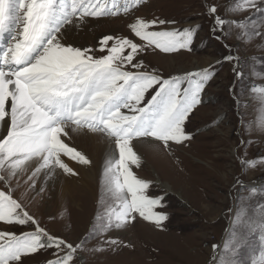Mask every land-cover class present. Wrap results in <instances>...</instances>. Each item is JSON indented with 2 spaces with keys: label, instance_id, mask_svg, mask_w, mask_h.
<instances>
[{
  "label": "snow or ice",
  "instance_id": "6c2138e0",
  "mask_svg": "<svg viewBox=\"0 0 264 264\" xmlns=\"http://www.w3.org/2000/svg\"><path fill=\"white\" fill-rule=\"evenodd\" d=\"M146 0H0V223L27 226L31 231L17 234L0 230V264H25L42 250L53 249V259L45 264H73L76 254L85 249L91 237L73 243L50 234L27 210L25 200L43 198L49 181L60 172L78 176L62 157L90 166L91 159L62 137L70 132L107 137L114 144V155L103 162L101 189L111 200L103 215L97 214L90 229L98 243L108 248L130 246L110 237L112 231L134 226L137 219L162 228L168 220L164 195L149 194L151 182L139 178L132 166L141 157L134 141L154 140L166 149L193 139L187 122L203 103L202 94L213 78L215 66L235 62L237 81L244 72L232 46L224 43L228 54L214 65L165 77L149 69L141 58L149 49L164 53L192 51L201 26L162 27L176 21L155 17H136L127 26L133 38L105 34L96 47L75 44L72 31L86 17L127 15ZM228 15L241 12L264 14V0H237L225 10ZM211 20L210 37L224 42L239 30L238 39L264 40V20L251 16L234 20L221 14L215 3H207ZM227 33V35H226ZM7 38V39H6ZM111 42V43H110ZM264 80V73H257ZM234 98L235 89H230ZM251 99L264 106V84L250 87ZM246 131H264V120ZM250 144L252 141H242ZM241 166L255 167L246 158ZM264 164V159L259 161ZM238 188L245 187L239 180ZM23 187L24 198L15 197ZM235 210L234 227L226 241L212 244V264H243L240 250L249 237L259 233L264 245V202L253 207L251 201H264V186L246 188ZM34 194V195H30ZM102 197L101 203H104ZM251 210V215H250ZM247 218V219H245ZM102 251L103 248H97ZM251 264H264V251Z\"/></svg>",
  "mask_w": 264,
  "mask_h": 264
},
{
  "label": "rangeland",
  "instance_id": "374dc122",
  "mask_svg": "<svg viewBox=\"0 0 264 264\" xmlns=\"http://www.w3.org/2000/svg\"><path fill=\"white\" fill-rule=\"evenodd\" d=\"M120 2L123 3V0ZM235 2L237 0H146L127 16L121 12L116 16L86 17L79 27L73 29L72 41L78 40L80 45L96 47L98 38L105 34L133 38L140 43L127 27L136 17L176 21L175 25L162 26L168 28L199 25L201 27L191 46L192 51L164 53L149 49L141 57L145 65L165 77L182 75L186 71L214 65L228 54L224 46L227 43L232 46V55L240 58L239 69L244 72L243 78L237 81L233 71L234 61H222L215 66L213 78L203 90V103L187 122L192 140L182 145L171 144L170 150L151 139L134 141L141 164L139 167L132 166V170L137 177L151 182L150 195H164L165 207L162 210L168 214V220L162 228H157L138 218L134 226L108 234L130 246L108 248L98 243L99 238L91 234L90 229L97 214L103 215L107 204L112 203L101 189L103 164L100 159L98 161L88 137H82L86 142L82 145L71 138L62 137L70 147L87 155L92 164L84 166L62 157L78 172V176L60 172L55 180L49 181L48 191L43 198L25 200V203L30 214L50 234L73 243L91 237L85 249L77 252L73 264H212V244L222 245L226 241L234 227L235 210L241 206V197L249 195L246 188L251 187L238 188L237 180L246 184L264 176V164L259 163L264 156L257 157L258 152L264 150V131H246L241 126L242 121L257 126L264 120V106L251 99L248 86L250 82L253 85L264 84V80L257 75L264 73V40L258 37L238 39L239 30L233 26V34L226 33V41H217L210 37L211 20L206 15L207 3H215L218 11L229 19L244 20L251 16L257 23L264 20L261 13L228 15L226 8ZM206 61L208 65L202 67ZM198 65L201 66L196 68ZM230 89H235L239 101ZM105 138L108 139L103 136ZM148 141L154 143L146 145ZM242 141L252 143L240 144ZM244 158L257 161V165L242 168L238 159ZM161 182L171 184L174 190L163 187ZM24 196L23 187L14 194V198ZM102 197L104 203H101ZM259 202L264 201H260L259 197L251 201L253 207ZM0 230L20 234L32 229L0 223ZM258 237V232L251 235L249 245L240 250L237 258L243 264H251L264 251ZM97 248L103 250L97 251ZM53 251L42 250L27 258L25 264H45L54 258Z\"/></svg>",
  "mask_w": 264,
  "mask_h": 264
},
{
  "label": "bare ground",
  "instance_id": "6f19581e",
  "mask_svg": "<svg viewBox=\"0 0 264 264\" xmlns=\"http://www.w3.org/2000/svg\"><path fill=\"white\" fill-rule=\"evenodd\" d=\"M73 32V31H72ZM75 44H77V45H80V41L78 42V40H76V41H73ZM208 65V61H206V64H204V65H202V67L203 66H207ZM199 66H201V65H198L196 68H198ZM83 136H85V137H88L89 139H90V142H91V145H93L94 146V149H93V152H96V154H97V157H98V161H99V159L101 160V164H103V162H104V159H105V157L107 156V155H114L115 153H114V145H113V143L111 142V141H109L108 139H103V136H101V135H84V134H76V133H71L70 132V134H69V136H68V138H71V140H74V141H76V142H78V143H81V145L82 144H86V142H83V139H82V137ZM93 136V137H92ZM84 138V137H83ZM88 139V140H89ZM86 141V140H85ZM150 143H154L153 141H148V142H146V145H149ZM77 144V143H76ZM88 144H89V142H88ZM152 145V144H151ZM150 146V145H149ZM154 146V145H153ZM87 147V146H86ZM156 148H158V147H156ZM87 150V149H86ZM85 150V151H86ZM95 150V151H94ZM90 151V150H89ZM87 152V151H86ZM92 152V153H93ZM88 153V152H87ZM91 155V154H90ZM161 184H162V186L163 187H165V188H169V189H171L172 191L174 190L173 189V187H172V185L171 184H169V183H163V182H161Z\"/></svg>",
  "mask_w": 264,
  "mask_h": 264
},
{
  "label": "built area",
  "instance_id": "2783aa9c",
  "mask_svg": "<svg viewBox=\"0 0 264 264\" xmlns=\"http://www.w3.org/2000/svg\"><path fill=\"white\" fill-rule=\"evenodd\" d=\"M262 156H264V150L262 149V150H260L259 152H258V154H257V157H262ZM261 179H264V176L263 177H260Z\"/></svg>",
  "mask_w": 264,
  "mask_h": 264
}]
</instances>
